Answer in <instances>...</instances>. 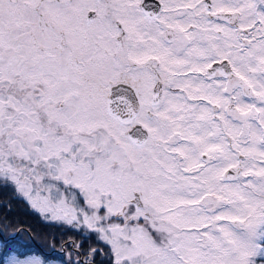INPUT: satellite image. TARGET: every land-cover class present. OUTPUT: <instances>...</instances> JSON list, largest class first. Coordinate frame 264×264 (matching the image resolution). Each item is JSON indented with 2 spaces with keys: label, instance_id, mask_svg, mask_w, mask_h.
I'll return each instance as SVG.
<instances>
[{
  "label": "snow or ice",
  "instance_id": "1",
  "mask_svg": "<svg viewBox=\"0 0 264 264\" xmlns=\"http://www.w3.org/2000/svg\"><path fill=\"white\" fill-rule=\"evenodd\" d=\"M0 187L114 264H264V0H0Z\"/></svg>",
  "mask_w": 264,
  "mask_h": 264
},
{
  "label": "rangeland",
  "instance_id": "2",
  "mask_svg": "<svg viewBox=\"0 0 264 264\" xmlns=\"http://www.w3.org/2000/svg\"><path fill=\"white\" fill-rule=\"evenodd\" d=\"M20 198H22L27 205L30 206V203L23 197ZM30 208L37 215L39 221L41 222L40 224L42 230H44L47 235H44V233L40 234V245L35 239H33V237H30L27 234L30 239L32 238V243L36 246L35 252H30L27 248L21 245L22 243L23 245H25L24 243L31 244L25 234H20V232L15 231L8 233L4 230L3 226L0 225V234H3V236L0 235V260H11L12 254L16 250H19L33 253L41 259L47 258L46 264H84L86 262L90 264H108V262L111 261L108 254L110 246L106 245V243L100 239L97 234L91 232L87 228L74 227L61 221H53L36 209H33L31 206ZM61 228H64V231L62 232L63 235L69 233L70 229L75 230L76 233H79L78 231H82L81 233H83V235L79 240L78 238L75 239L70 237L66 239V245L62 244L63 246H57L54 238L61 237L57 233ZM1 237L6 240L13 238L12 240L14 243H6ZM45 240H47V243ZM91 249H98L101 254L98 257H95L91 254ZM106 260H108V262Z\"/></svg>",
  "mask_w": 264,
  "mask_h": 264
},
{
  "label": "trees",
  "instance_id": "3",
  "mask_svg": "<svg viewBox=\"0 0 264 264\" xmlns=\"http://www.w3.org/2000/svg\"><path fill=\"white\" fill-rule=\"evenodd\" d=\"M40 223L37 215L22 198H17V195L14 194L10 188L0 187V225H2L4 230L8 233L15 231L20 232V234H25L31 244L25 243V245H23L22 243L21 245L30 252H35L36 246L32 243V238L30 239L29 236L33 237V239L40 244V234L44 233V235H47L44 230H42ZM63 231L64 228L58 230L57 233L61 237L54 238L57 246L66 245V239L70 237L75 239L78 238L79 240L83 235V233H81L82 231L76 233L73 229H70V232L65 235L62 233ZM45 241L47 243V240ZM12 242L14 243L13 240ZM106 261L108 262V260ZM108 264H114V262L111 260Z\"/></svg>",
  "mask_w": 264,
  "mask_h": 264
},
{
  "label": "bare ground",
  "instance_id": "4",
  "mask_svg": "<svg viewBox=\"0 0 264 264\" xmlns=\"http://www.w3.org/2000/svg\"><path fill=\"white\" fill-rule=\"evenodd\" d=\"M0 235L3 236V234H0ZM1 238H2V240H3L4 242H6V243H7V242H12V239H13V238H11V239H7V240H6V239H4L3 237H1ZM20 242H22V241H20ZM20 244H21V243H20ZM24 244H25V243H24Z\"/></svg>",
  "mask_w": 264,
  "mask_h": 264
},
{
  "label": "flooded vegetation",
  "instance_id": "5",
  "mask_svg": "<svg viewBox=\"0 0 264 264\" xmlns=\"http://www.w3.org/2000/svg\"><path fill=\"white\" fill-rule=\"evenodd\" d=\"M84 264H90V263H87V262H86V263H84Z\"/></svg>",
  "mask_w": 264,
  "mask_h": 264
}]
</instances>
